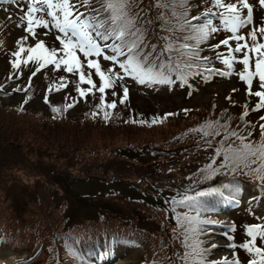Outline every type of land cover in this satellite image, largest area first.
<instances>
[{
    "label": "rangeland",
    "instance_id": "rangeland-1",
    "mask_svg": "<svg viewBox=\"0 0 264 264\" xmlns=\"http://www.w3.org/2000/svg\"><path fill=\"white\" fill-rule=\"evenodd\" d=\"M144 1L146 6L153 2V0ZM201 3L202 8L213 7L210 0L207 2L202 0ZM16 12L19 10L0 12V25L14 34L15 39H18L25 33L16 27L17 18L13 15ZM152 12L156 14L155 10ZM10 14L12 21L7 20ZM262 16H264V10L255 7L254 18L256 20L254 23L258 22ZM38 32L41 33L38 38L43 39L50 47L55 44L51 42L56 37L52 27L50 30L38 29ZM45 32L47 35L43 34ZM228 34L221 29L209 43L218 41ZM28 41L34 42L32 39ZM3 42L8 43L6 33L0 35V43ZM261 42H264V39ZM177 58L175 54L172 57L173 60ZM106 63L108 62L102 61V64ZM7 64L5 59H0V82L3 86L5 82L3 73L7 71ZM86 69L85 67V72ZM50 71H53L52 67L47 72ZM43 75L44 73L40 74L35 82L40 81ZM125 83L134 95L141 93L147 96V98L136 99V107L140 111H148L150 105L154 104L152 113L155 117H163L165 113L176 115L168 116L162 124L151 127L149 130L125 127L107 131L93 126H83L79 121H71L57 124L56 129H58L59 136L56 139L58 140L45 143L39 139L34 141L36 132L46 138L48 129L52 126L50 119L47 118L50 107L41 103L39 94H33L32 100L25 107L26 110L22 111L18 109V105L23 94L10 92L5 100L0 98V225H5L7 228L4 231H11L12 238L17 240L11 243L12 246L0 251V264H18V259L31 255L32 252L26 247L27 244L41 243L48 247L50 236L52 240L54 239L51 235L53 231H61L62 234L58 239L62 242L84 245L88 241L94 242L96 233L105 227L117 229L126 226L141 230L147 242L154 243L156 240L167 243L176 224L171 215L175 207L170 201L162 207L151 205L144 200L155 202L154 199L143 192L165 191V193L168 192L167 194H172L174 192L166 188L172 185L164 182L166 175H171L169 178H174V180L175 178L194 180L201 166L204 167V174L211 179L223 175L221 168L215 175L206 168V165L215 160L217 146L210 143L203 147L202 143L192 139V136L179 139L173 136L209 109H213L214 113L228 109L239 116V111L243 110L253 96L248 95L247 85L239 80L238 75L231 78L218 76L214 82L203 85L199 92L190 91L185 87L167 86L158 87L157 91L152 93L148 85H141L128 78L125 79ZM233 88L236 91H232ZM3 89L10 90L5 87ZM256 90L259 89L257 81L254 80L253 91ZM184 109L189 111L185 112ZM258 114V112H253L251 116L257 119ZM171 117L174 119L166 125ZM50 118L53 116L51 115ZM6 135L8 136L5 138ZM77 144H82V146L77 147ZM122 146L124 148L127 146L148 147L151 156H141L133 161L126 160L122 156L112 159V155L116 154L112 153V150ZM181 148L191 151L193 155L185 160L172 163L171 156ZM89 149H96V155H90ZM100 161L106 162L100 163ZM99 167H103L104 170ZM213 167L218 168L216 163ZM106 168L110 170V177L115 175V171L122 170L123 180L127 185H123V182L119 184L117 181H112L108 185L97 179L103 175ZM176 170H179L178 174H175ZM53 173L58 177L61 189H55ZM86 175L92 176L95 180L86 183L76 180L68 184L70 178L85 179ZM237 175L244 179V176L249 174L245 169L240 168V173ZM108 177L106 179H109ZM129 180L133 181L135 188L143 192L133 189ZM174 184L177 183L174 182ZM205 186L206 184L203 185ZM95 193L98 195L104 193L105 199L96 200L94 196L89 197ZM247 198L246 196L243 200L246 202ZM79 199L85 203L104 201L105 207L112 211L114 209L124 219L116 218L109 213L96 221L92 208L78 205ZM248 208H250L248 205H244L240 210L223 217L233 220L238 225L234 242L224 241L214 233L209 236V239L216 245L214 260L222 261L221 258H230L232 251L229 247L233 244H238L240 250L238 254L242 264H247L251 259L249 253L239 245L251 239L247 235V225L260 221L263 212L254 211V209L252 212L247 210ZM68 209V216L71 220H68L64 214ZM45 211H52L50 220L49 213ZM89 219L90 222H88ZM47 232L50 236H47ZM224 242L230 245L227 249L220 248L221 244H225ZM169 245L173 249V245ZM257 246L264 247V241H261L259 237ZM142 256L143 249L131 250L125 258L118 262L105 261L101 264H136Z\"/></svg>",
    "mask_w": 264,
    "mask_h": 264
},
{
    "label": "snow or ice",
    "instance_id": "snow-or-ice-1",
    "mask_svg": "<svg viewBox=\"0 0 264 264\" xmlns=\"http://www.w3.org/2000/svg\"><path fill=\"white\" fill-rule=\"evenodd\" d=\"M210 2L213 7L222 10L219 12V26L213 24L211 16L217 13L213 12L211 7H205L199 15H192L194 10L200 8V4L193 5L192 0H153L144 8L140 7V0H0V4L15 5L19 9L16 27L25 33L17 39L18 50L11 54L13 69L19 70L21 64L33 62L36 65L35 71L32 72L33 77L48 66H52L53 70L74 74L78 77L76 91L79 97L86 98L89 94H94V91L101 94L98 107H116L115 100L106 102L107 89L114 90L119 86L122 90L120 102L123 103L127 99L129 88L125 83L126 78H131L141 85H173L176 80L184 85L187 84L189 72L196 70L195 74L199 75L202 64L206 65L212 59H219L227 66L228 71L205 67L203 71L208 73L205 79L213 73L230 76L234 65L238 63L242 68L237 73L239 80L247 85L248 95L258 98L253 110L264 109V42H261L264 39V16L254 23V8L264 10V0ZM153 10L155 15L151 14ZM4 11L9 12L10 9L5 8ZM7 20L12 21L11 14ZM154 24H157V28L151 27ZM50 25L62 34L56 37L60 43L59 48H49L43 39L38 38L41 34L38 29L50 30ZM221 29L229 34L217 43L209 44L211 38ZM150 31L156 37V42L149 39ZM43 34L47 35L46 32ZM29 39L34 43L25 46ZM203 44H208L209 50L213 52L212 57L201 55ZM221 45L227 48V55L216 51ZM22 53L27 54L26 59L21 58ZM174 54L178 57L176 60L172 59ZM162 57L164 59H161ZM102 61L108 63L102 64ZM93 74L99 78V87L92 78ZM8 79L11 80L12 76ZM254 80L257 81L259 90L253 91ZM80 84H86L88 87H80ZM67 86L66 77L61 76L58 87L53 89L50 85L48 91H59ZM3 87L0 85V89ZM232 91L236 89L233 88ZM116 94V91L112 92L113 96ZM44 99L47 102V96ZM24 102L27 103V100ZM76 102L74 98L72 104L64 106V110L73 107ZM244 107L243 116H247V104ZM53 111L60 112L61 109L54 107ZM108 115L106 111L105 119ZM172 115L176 114L165 113L164 117H154L151 123H162L163 119ZM260 120L264 121V116H261ZM132 122L137 123L135 120ZM138 122L148 123L145 120ZM207 127L213 130L204 131L202 126L194 131H203L206 136L219 135V131L214 129V122H209ZM259 133L261 141L254 144L244 136L231 132L229 135L236 136L241 142L240 146L229 145L223 150L216 148L215 155L219 156L223 151V160L219 167L228 168L232 165L234 171L241 163L248 167L249 163L256 165L260 161L259 166L251 171L258 174L262 181L261 192L264 193V174H261L264 173V123L259 125ZM249 135L251 136V133ZM215 163L213 160L211 164L206 165L213 175L219 171V168L213 167ZM228 187H213L195 195H184L180 200L173 198L171 201L173 205H184L189 211L196 213L194 216L183 214V221L188 227L184 233L183 244L187 250L181 257L182 264H221L219 261L207 259L209 249L204 247L205 241L200 239L204 234L201 226L221 222L201 218L203 204L200 198L219 196L224 200L235 201L240 189L235 188L226 196L223 189ZM260 219L264 220V217ZM177 223H181L179 214ZM230 227L235 229V225ZM246 231L251 239L239 247L256 257L247 264H264V247L257 246L258 237L264 241V223L249 224ZM190 239L193 240L192 243H189ZM212 247L216 245L212 244ZM232 247L235 248L236 245L233 244ZM222 264H241V260L238 257L232 260L224 258Z\"/></svg>",
    "mask_w": 264,
    "mask_h": 264
},
{
    "label": "trees",
    "instance_id": "trees-1",
    "mask_svg": "<svg viewBox=\"0 0 264 264\" xmlns=\"http://www.w3.org/2000/svg\"><path fill=\"white\" fill-rule=\"evenodd\" d=\"M145 6H146L145 1L140 0V7L144 8ZM158 23L159 22H157V24ZM157 24H154L151 27L157 28ZM148 35H151L152 37H154L151 31L149 32ZM51 115L49 116V118L51 117ZM176 119H180V118H176ZM49 122H50V124H52V126L48 129L47 137L43 138V136L40 135L39 132H38V134L36 132V137L34 138V141H37L39 139V140H43L46 143L48 141H54L55 142L58 140V139H56L59 136L58 129H56L58 127L57 126V124H58L57 118H50ZM209 122H214V129H216V124H217L220 128L219 131L222 132V139L224 140L223 147L221 148L222 150L226 149L229 145H233L234 143L241 144V142L237 139L236 136L229 135L231 132H236L238 136H244L247 141H250V139H251L248 136V134H246V133L243 134L241 131L237 130V121L234 119L233 116H231L229 119H225L223 117V115L222 116L221 115L216 116L213 112V109H209L206 112H203L202 116H197L196 119L193 121V123H191L190 125H188L186 127V129L188 130V134H190L187 136H192V139H196L197 141L202 143V145L204 147L205 144L212 138L213 135L206 136V135H204L203 131H194V129H200L202 126H204V131H212L213 129H209L207 127ZM79 123L83 126H87V125L93 126V127H97L100 129H105L107 131H111L114 129H121V128H118L115 126V122L112 124L110 123V124H104V125H100V124L90 125L89 123H85L81 119H79ZM127 128L138 129L137 126L136 127L130 126ZM7 136L8 135H6L5 138ZM78 146H82V144H77V147ZM137 148L138 149L135 151V150H133V148H129V146H127V148H124V146L118 147V148L112 150V153H116V154L112 155V159L121 157L126 153H128V156H133L134 158H140L141 155L145 156V157L151 156V153L148 151V149H149L148 147H137ZM95 151H96V149H89L88 153L90 155L94 156V155H96ZM127 151H130V152H127ZM197 151H199V149ZM190 152L191 151H188L185 148H181L175 155H172V157H171V159L173 160L172 163H174V161L177 162L178 160H185L189 156H192L193 153H190ZM197 153H199V152H197ZM218 158H219L218 164L220 165V163L223 160V151L221 152V155L218 156ZM164 161H166V160H164ZM102 162H106V161H100V163H102ZM101 168H102V170H104L103 167H99V169H101ZM203 168H204L203 166L198 168L194 180L190 179V178H188V179L184 178L182 180H179V179L177 180L175 178V180H174V178H169L171 175L165 176L164 182L172 185V186H168L166 188H168L172 192H174V193L171 192L173 194L170 198L171 201L173 200V198H175L176 200H180L184 195H195V193H197V192L206 191L207 189L212 187L213 179H211V177L204 174L205 172L203 171ZM178 172H179V170H176L175 174H178ZM53 175H54L53 178H55L54 182L57 183L56 181H59V179H58V177L55 176V173H53ZM85 177L86 178L83 180H94V178L92 176L86 175ZM107 177L109 179H106ZM217 177H219L220 179ZM216 178L218 179V182L216 185H219L220 187L225 185V181L223 178H221L220 176H216ZM97 179L107 183L111 179L110 170L108 168H106L105 171L103 172V175L97 177ZM258 181H260V179H258ZM174 182L177 184L175 185ZM180 182H181V184H180ZM205 184H206V186L203 187V185H205ZM258 185L261 187V184H258ZM227 189H224V190H227ZM259 190L261 191V188ZM164 192L165 191H160V193H164ZM213 198H214V196L200 198L201 202L203 204V207L207 204V199L212 200ZM103 199H105V196H103ZM165 201L169 202L166 199H165ZM96 207H97L96 213H95L96 215L99 214V215L105 216V215H108L110 213L116 218L124 219L118 212H115L114 209L112 211L110 208L103 206V204H100V206L96 204ZM174 207H175L174 208L175 210H173L171 215H172L173 219H175L176 224L173 227V231L171 232V235L167 239V241H169V242L165 243V241H159V243H158L159 246H157L159 248L158 251H156L154 254H152V258L153 259H155V257L160 258L157 261L161 262L162 264H182L181 257L183 256V253L187 250L183 244L184 233H185V229L188 227L186 222L183 221V214L188 213L189 215H192V216L196 215V213L194 211H189V209L187 207H185L184 205H174ZM202 211H201V213H202ZM45 212L47 213L48 211H45ZM51 212L52 211L48 212L49 213V220H50V216H51L50 213ZM177 214H179L181 217V223L180 224L177 223ZM201 218H202V216H201ZM201 227H202L204 234L202 236H200V239L205 241L206 240L205 234L208 230L205 226H201ZM33 232H35V231H33ZM61 234H62L61 231H53L51 235L54 236V239L52 240V237L50 236L49 232H47V236H50V240L48 242V247H46V253L43 249V252L41 255L39 251H40V248L42 247V245H41V243H36L34 245V247L32 248L33 256L38 257V255H40L41 259H42V264L44 262L49 264L51 262L49 260L55 256L57 258H53L54 264H59V263L69 264L67 261H65L66 258L60 259V256H64V255L60 254V252L64 248L62 241L60 239H58V237ZM192 242H193V240L190 239L189 243H192ZM169 244L173 245V249L171 248V246ZM68 247L75 250L76 254H79V249L81 250V247L77 244H75V245L71 244ZM149 247H150V245H149ZM204 247L208 248L206 241H205ZM173 251H175V252H173ZM207 259L209 260V251L207 254ZM154 264H156V262H154Z\"/></svg>",
    "mask_w": 264,
    "mask_h": 264
}]
</instances>
